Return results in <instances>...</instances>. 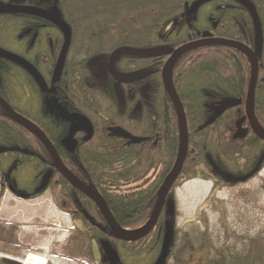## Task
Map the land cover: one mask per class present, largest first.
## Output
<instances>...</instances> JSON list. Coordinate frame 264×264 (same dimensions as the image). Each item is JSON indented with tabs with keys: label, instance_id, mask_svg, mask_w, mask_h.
I'll return each instance as SVG.
<instances>
[{
	"label": "trees",
	"instance_id": "obj_1",
	"mask_svg": "<svg viewBox=\"0 0 264 264\" xmlns=\"http://www.w3.org/2000/svg\"><path fill=\"white\" fill-rule=\"evenodd\" d=\"M250 1L256 8L262 30L253 115L258 127L264 131V0ZM11 3L56 9L72 29L71 46L77 42L83 45L84 39H92L93 43L85 44L88 49L84 56L68 59L65 66L63 79L66 75L67 83L62 85L63 91L56 94V110L62 113L65 122H68V112L83 114L82 103L86 100L125 110L128 99L119 100L114 80L106 70L108 57L114 49L133 47L168 51L156 57L124 54L116 64L121 76L146 74L143 81L150 85L153 112L150 116L146 110L136 112L126 121L136 134L151 135L149 141L118 148L110 138H101L95 143L79 139L70 152L63 145L68 123L54 126V129L43 125L53 137V145L63 164L77 180L102 196L115 221L128 230L143 226L153 212L159 187L172 168L180 144L174 107L161 81L162 67L176 48L202 38L204 33L212 38L240 42L255 51V33L249 11L239 0H0L2 32H8L9 36L17 32L19 22L49 23L37 16L11 11ZM1 60L9 66L0 64V81L8 84L7 90L0 88V97L15 108L18 65ZM171 76L183 106L188 135L185 160L168 193L173 205L174 188L187 180L201 179L214 186L232 188L256 175L264 166V140L254 134L247 121L242 125L244 135L235 136L236 122L245 113L244 101L251 78L249 58L239 50L224 46L192 48L176 60ZM141 83L123 84L122 88H133V94L139 99ZM99 87L106 90L98 92ZM224 98H237L242 103L201 128L212 114L211 107ZM126 125L128 127V123ZM27 168L33 173L25 184H20L18 173ZM85 168L88 169L83 170ZM149 172L153 182L146 185L144 178ZM0 176V197L10 186L16 197L24 200L36 199L51 188L60 198L86 212L81 216L79 226H76V216L72 217L76 226L72 234L112 237L98 207L70 186L37 139L12 122L1 108ZM174 214V210L169 212L165 204L149 234L136 241L116 242L120 263L156 264L163 258L161 264H166L169 259L173 264H187L186 257L191 250L193 252L197 238L204 234L197 228L199 234L192 235L175 228ZM168 224L172 226L169 239ZM0 229L4 230L3 226L0 225ZM0 236L4 238L1 233ZM204 245L208 246V243ZM69 254L74 257L73 247ZM204 264H264V231L217 246Z\"/></svg>",
	"mask_w": 264,
	"mask_h": 264
},
{
	"label": "flooded vegetation",
	"instance_id": "obj_2",
	"mask_svg": "<svg viewBox=\"0 0 264 264\" xmlns=\"http://www.w3.org/2000/svg\"><path fill=\"white\" fill-rule=\"evenodd\" d=\"M15 1L17 2V1H23V0H15ZM16 5L32 6L31 4H26V3H15V4L11 3L9 4L10 10L14 11L11 9V6H16ZM22 13H25V12H22ZM25 14H28V13H25ZM29 15H32V14H29ZM2 24L3 22L0 23V47L14 54H17L23 59H25L30 65H32V67L38 72V74L42 78V81H40L25 67L18 64V66L16 67L18 68V71H17L18 79H17V85L15 87V89L17 90V94H18L17 103H16L17 106H15L14 108V106L12 105V107L16 111L18 112L20 111L24 113L22 115L25 118L33 121L35 125L40 127L42 131L45 133V135L48 137V139L54 144L53 137L51 138V136L45 131V129L43 128V125L51 126V129H54L53 128L54 126L57 127L61 123H68L67 133L69 134L70 129L76 124L75 121H72L69 119V116L71 114H77V113L68 112L66 114V117L68 118L67 120L68 122H65L63 120L62 113L56 110L57 109L56 104L58 103L57 102L58 97L56 96V94L57 92L59 94L60 91H63L62 85L67 83V80H65L66 75L63 79V74L65 72L64 70H65L66 63L68 62V59L70 58L79 59L80 57H83L86 50L88 49L87 45L85 44L93 43L92 39L86 38L84 39L85 43H83V45L81 44L82 42L80 43L77 42L73 46H71L72 40L70 41V45L67 49V53L64 59V65H63L62 71L60 75L58 76V78L56 80H53L56 63H57L60 51L64 43L63 34L56 27V25H54L51 22L49 23H39L35 21H33L32 23H20L19 22L17 24V32L14 34V36H9L7 35L8 32L7 33L6 31L2 32L3 31ZM107 40H111V39H107ZM1 59L8 60L7 58L0 56V64H2L3 67L9 66V65H5ZM120 59L121 57L115 63L116 71H117L116 64L119 62ZM108 61H109V57H108ZM108 61H107L106 70L109 76L114 80V89L117 94V97L119 98L120 101H123L124 99H128V103L124 105L125 110L120 111V109L116 107L112 109L111 107L113 106L108 103L101 104V103L88 102V100L84 101L82 103L83 114L82 115L78 114V115L86 118L90 122L91 127H92V133L91 135H89V133L84 130L76 131L73 135V139L75 140V145L79 139H82L84 142H88L91 140L93 143H95L101 138H110V140H112L115 143V147H118V148L128 147L131 145H138V144H132V143L129 144L128 139H124L122 137L112 135L110 129H114L117 127L124 129L132 136L144 137L142 135L136 134L133 131V129L129 126V122L126 121V118L130 117V115H133L136 112H141L143 110H146L147 116L148 115L150 116L153 112V103L150 101L151 99L150 98V85L147 82L143 81L146 79V75L144 76V78L136 80V81L143 82L140 85V98L136 99L135 94H133V88H127V87L122 88L123 84H131V83H121L120 87H121L122 96H123V99L121 100L116 90V80L112 77V75L108 71ZM1 71L3 72L4 70H1ZM117 73L121 76V74L118 71ZM122 77H125V76H122ZM127 77H130V76H127ZM146 84L149 86L146 89V91L143 92V87L146 86ZM7 86L8 84L6 82L3 81L1 83L0 81V88L3 91L7 90ZM105 90L106 89L104 87H101V88L99 87L97 89L98 92L99 91L104 92ZM67 101L68 100H66L65 102ZM138 103H139L138 105L139 108L137 109ZM67 104L69 105V102H67ZM63 109L65 108L63 107ZM127 109L129 110V112L127 111ZM211 112L213 114L212 110ZM121 119L124 120L123 123L120 122ZM127 123H128V127L126 125ZM239 130H241L242 134L244 135V129L242 128V126L241 128H238L237 133ZM144 138L146 139L143 142L149 141L151 139V135L145 136ZM86 154L87 155L89 154L88 151ZM87 158H89V155L87 156ZM87 169L88 168H85L83 170H87ZM147 175H148L147 176L148 178L146 177L144 179L146 181V185H149L150 183L153 182V178L152 177L149 178L150 172ZM5 190H9V192L14 197L17 196V194L14 193L13 191L14 189L12 186L6 187L4 191ZM18 199L24 200L20 198ZM31 200H34V199H31ZM167 200H170L168 195H167L166 201ZM53 201L55 203L56 208L61 213H63L64 215H67L70 218L72 222V226L70 227L71 229L70 234H66L64 239H61V240H59L58 238L60 234L59 235L57 234H33L32 236H28V237L22 236V238L16 234H3L4 235L3 243L7 246L10 245L9 247L15 245L21 250L26 249L27 247H30L40 253L46 252L45 256L48 257V259H50L49 256H53V252H55L54 249L56 247H59V250H60L59 256L62 260L66 261V263L67 262L70 263L73 260H80L82 261L83 264H88V263L90 264H106V263L107 264H121L120 261L119 263H109L106 259V256L103 250V243L107 242L112 246V248L116 252H118L116 248V242H119L121 240H118L113 236L112 237L108 236L107 238H105L104 234H72V232L76 229V226H79V222L82 221L81 216L83 214L86 215V212L83 210H80L70 201L62 200L61 203H58L55 198L53 199ZM75 201L78 202V199H75ZM74 216H76V221H77L76 226L73 225L74 219L72 217ZM109 237L111 239H109ZM31 240L33 241V243L30 242ZM72 247L73 249H75L74 257H72L71 254H69V252H71ZM45 248L46 249L48 248V250L46 251ZM21 261L23 260L22 259L21 260L19 259L18 261L11 260L9 262L7 260L8 264H22ZM47 262L48 261L46 260V263Z\"/></svg>",
	"mask_w": 264,
	"mask_h": 264
},
{
	"label": "rangeland",
	"instance_id": "obj_3",
	"mask_svg": "<svg viewBox=\"0 0 264 264\" xmlns=\"http://www.w3.org/2000/svg\"><path fill=\"white\" fill-rule=\"evenodd\" d=\"M32 173L29 168L20 170V184H25ZM172 194L175 228L190 235L199 234L196 231L199 229L205 235L199 236L196 244H193V252L191 250L189 257H186L187 264H204L217 246L264 231V167L250 179L232 188L214 186L201 179H190L174 188ZM54 198L58 203L63 200L51 188L34 200H19L9 190H5L0 199V225L4 229H0V233L16 234L21 238L33 234H60L59 240L64 239L71 232L72 222L56 208ZM3 242L0 236V264L19 259L24 261L29 254L45 258L48 261L46 264H83L80 260L66 263L59 256V247L54 249L53 256L48 259L46 252L40 253L30 247L21 250ZM30 242L33 243L32 240ZM201 243H208V246H202ZM186 259L183 257V260ZM166 264H173V261L169 259Z\"/></svg>",
	"mask_w": 264,
	"mask_h": 264
},
{
	"label": "water",
	"instance_id": "obj_4",
	"mask_svg": "<svg viewBox=\"0 0 264 264\" xmlns=\"http://www.w3.org/2000/svg\"><path fill=\"white\" fill-rule=\"evenodd\" d=\"M244 7L249 11L251 18L253 20V27H254V33H255V44H256V49L255 52L252 51L248 46L237 42L233 40H227V39H222V38H212L208 35V33H204L202 38L196 40V41H190L180 47H178L176 50H174L166 63L164 64L162 71H161V79L163 86L173 104L176 117L178 120L179 124V130H180V147L179 151L176 157V160L173 164V167L171 171L167 174L165 177L164 181L159 187L158 193H157V198L155 201L154 209L153 212L147 221L146 226L141 227L143 228L140 232L138 233H131L132 230L124 229L122 228L113 218L110 210L108 209L106 202L102 198V196L94 191L92 188L84 185L82 182L77 180L66 168V166L63 164L61 161L58 153L52 146V144L49 142L45 134L34 124L30 123L29 121L25 120L22 116H20L18 113H16L13 108L5 102L3 99L0 98V108L4 111V113L14 122L19 124L20 126L24 127L26 130H28L31 134H33L44 146L46 149L47 153L49 154L56 170L63 176V178L77 191L83 193L85 196H87L90 200H92L100 209L108 227L111 230V234L113 237H115L118 240L121 241H136L147 234L154 228L157 219L163 210L165 204L168 206V211L172 212L173 211V206L171 203V200H167V195L172 187V184L175 180V178L178 176L182 164L185 160L186 157V152H187V145H188V135H187V126H186V118L185 114L183 111L182 104L179 100V97L176 93V90L173 85L172 77H171V68L175 61L178 59L180 55H182L185 51L192 49V48H197V47H202V46H224V47H229V48H234L236 50H239L243 52L247 57H249L251 65H252V76L249 82V86L247 89V94L246 98L244 101V106H245V116L240 119L238 122L237 126L238 128H241L242 122L247 119L249 122V126L251 130L254 132V134L260 138L261 140H264V131L261 130L258 125L256 124V121L253 117V106H254V91H255V85L258 77V62H257V57L260 56L261 51H262V30H261V23L259 16L257 14L256 8L254 4L250 0H239ZM14 10L25 12L28 14H32L41 18H44L46 20H49L52 22L56 27L62 32L63 37H64V43L62 46V49L60 51L57 63H56V68H55V73H54V78L53 80H56L58 76L60 75L63 65H64V59L67 53L68 46L70 44L71 40V32L70 28L67 26V24L59 17L58 13L54 10L52 12L41 9V8H36V7H25V6H17L13 7ZM125 53H130V54H138L142 56H147V57H153V56H158V55H164L167 54L168 51L165 50H160L156 48H130V47H120L115 49L110 57H109V62H108V71L110 74L114 77L116 80V90L117 93L120 97V99H123L122 96V91L120 84L121 83H130L135 80L141 79L144 77V75H134L129 78H122L120 77L115 69H114V63L121 57L122 54ZM0 56L10 59L12 61H15L16 63L22 65L25 67L28 71H30L37 79L42 81V78L38 74V72L28 63L26 62L23 58L6 51L4 49L0 48ZM147 85L143 87V92L146 91ZM241 104L240 99H232V98H225L221 102H219L216 106L211 107V110L213 111V114L209 117V119L206 121V123L202 126L205 127L211 123H213L218 116H220L224 111L231 107H235L237 105ZM139 103L137 104V109ZM69 119L72 121H75L76 124L70 129L69 136L65 139L64 143L65 146L69 151H73L74 146H75V141L73 140L72 136L74 133L78 130H84L91 135L92 133V127L90 122L83 117L78 116L77 114H72L69 116ZM112 135L122 137L124 139L129 140V144H135V143H140L142 142L145 138L141 137H136L132 136L122 128H114L110 129ZM241 130L238 131V133L235 135L236 137L242 136ZM167 238L169 239L170 234H171V228L172 226L168 224L167 226ZM103 250L106 256V259L109 263H119L120 259L117 254V252L112 248V246L105 242L103 243ZM163 258H161L156 264H160L162 262Z\"/></svg>",
	"mask_w": 264,
	"mask_h": 264
},
{
	"label": "bare ground",
	"instance_id": "obj_5",
	"mask_svg": "<svg viewBox=\"0 0 264 264\" xmlns=\"http://www.w3.org/2000/svg\"><path fill=\"white\" fill-rule=\"evenodd\" d=\"M17 6H25V7H32V6H27V5H16V6H11V9L12 10H14L13 9V7H17ZM36 8H39V7H36ZM41 9H44V8H41ZM44 10H47V11H50V12H52V11H56L57 12V10L56 9H52V10H48V9H44ZM14 11H17V10H14ZM58 13V12H57ZM58 15H59V13H58ZM59 17L61 18V16L59 15ZM41 18V17H40ZM42 19H44V18H42ZM62 19V18H61ZM46 20V19H45ZM63 20V19H62ZM48 22H50L49 20H47ZM64 21V20H63ZM65 22V21H64ZM52 23V22H51ZM66 23V22H65ZM67 24V23H66ZM67 26L70 28V26L67 24ZM70 32H71V36H72V31H71V28H70ZM71 41V40H70ZM194 41H196V40H194ZM186 44V43H185ZM70 45V44H69ZM184 45V44H183ZM182 46V45H181ZM69 47V46H68ZM202 47H204V46H202ZM1 48V47H0ZM120 48V47H119ZM130 48H133V47H130ZM2 49V48H1ZM117 49V48H116ZM139 49H141V48H139ZM157 49V48H156ZM177 49V48H176ZM175 49V50H176ZM5 50V49H4ZM115 50V49H114ZM113 50V51H114ZM161 50V49H160ZM7 51V50H6ZM112 51V52H113ZM10 52V51H9ZM111 52V53H112ZM12 53V52H11ZM111 53H110V55H111ZM14 54V53H13ZM125 54H130V53H125ZM15 55H17V54H15ZM110 55H109V57H110ZM122 55H124V54H122ZM121 55V56H122ZM134 55H138V54H134ZM261 55V54H260ZM17 56H19V55H17ZM140 56H142V55H140ZM158 56H160V55H158ZM170 56V55H169ZM181 56V55H180ZM179 56V57H180ZM247 56V55H246ZM20 57V56H19ZM144 57H147V56H144ZM153 57H156V56H153ZM178 57V58H179ZM22 58V57H21ZM169 58V57H168ZM249 58V57H248ZM257 59H258V57H257ZM9 61H11V62H14L15 64H17L18 65V63H16L15 61H12V60H10V59H8ZM25 60V59H24ZM168 60V59H167ZM166 60V61H167ZM26 61V60H25ZM118 61V60H117ZM249 61H250V59H249ZM27 62V61H26ZM109 62V61H108ZM176 62V61H175ZM257 62H258V60H257ZM116 63V62H115ZM115 63H114V69H115ZM166 63V62H165ZM164 63V64H165ZM250 64H251V62H250ZM20 65V64H19ZM174 65V64H173ZM32 66V65H31ZM164 66V65H163ZM163 68V67H162ZM172 68H173V66H172ZM172 68H171V72H172ZM116 71V70H115ZM162 71V70H161ZM116 73H117V71H116ZM118 74V73H117ZM119 75V74H118ZM136 75H146V74H136ZM120 76V75H119ZM134 76V75H133ZM251 76H252V65H251ZM113 77V76H112ZM120 77H122V76H120ZM130 77H132V76H130ZM172 77V76H171ZM114 78V77H113ZM122 78H129V77H122ZM144 78V77H143ZM142 79V78H141ZM251 79V78H250ZM139 80V79H138ZM161 81H162V79H161ZM134 82H136V80L135 81H133V82H130V83H134ZM250 82V81H249ZM257 82V81H256ZM147 85V84H146ZM147 86H149V85H147ZM248 86H249V84H248ZM256 86V85H255ZM148 88V87H147ZM248 89V88H247ZM254 93H255V91H254ZM246 94H247V92H246ZM178 95V94H177ZM179 97V96H178ZM1 99H3L2 97H0ZM246 98V97H245ZM225 99V98H224ZM232 99H237V98H232ZM4 100V99H3ZM180 100V99H179ZM223 100V99H222ZM222 100H220V101H218L214 106H216L219 102H221ZM5 101V100H4ZM6 102V101H5ZM181 102V101H180ZM172 103V102H171ZM241 103H242V101H241ZM182 104V103H181ZM173 105V104H172ZM237 106H239V105H237ZM183 107V106H182ZM236 107V106H235ZM232 108H234V107H231V108H229V109H232ZM229 109H227V110H229ZM14 110V109H13ZM226 110V111H227ZM16 113H18L20 116H22L25 120H27V121H29L30 123H32V124H34L33 122H31L30 120H28L27 118H25L22 114H20L18 111H16V110H14ZM175 111V110H174ZM184 111V110H183ZM244 111H245V106H244ZM4 112V111H3ZM225 112V111H224ZM223 112V113H224ZM222 113V114H223ZM246 113V112H245ZM245 113H244V115L243 116H241L240 118H239V121H240V119L242 118V117H244L245 116ZM5 114V113H4ZM176 114V113H175ZM221 114V115H222ZM6 115V114H5ZM72 115V114H71ZM78 115V114H77ZM220 115V116H221ZM7 116V115H6ZM78 116H80V115H78ZM220 116H218V117H220ZM8 117V116H7ZM80 117H82V116H80ZM217 117V118H218ZM253 117H254V115H253ZM9 118V117H8ZM84 118V117H83ZM186 118V117H185ZM216 118V119H217ZM10 119V118H9ZM68 119V118H67ZM11 120V119H10ZM12 121V120H11ZM178 121V120H177ZM238 121V122H239ZM245 121H247L248 122V120L247 119H245L243 122H242V124L245 122ZM12 122H14V121H12ZM238 122H237V124H238ZM15 124H17L16 122H14ZM249 123V122H248ZM212 124V123H211ZM236 124V125H237ZM17 125H19V124H17ZM35 125V124H34ZM210 125V124H209ZM20 126V125H19ZM35 126H37V125H35ZM178 126H179V124H178ZM186 126H187V124H186ZM203 126V125H202ZM201 126V128H203ZM242 126V125H241ZM20 127H22V126H20ZM38 127V126H37ZM238 127V126H237ZM23 129H25L24 127H22ZM41 131H42V129L40 128V127H38ZM120 128V127H119ZM26 130V129H25ZM124 130V129H123ZM27 132H29L28 130H26ZM43 132V131H42ZM127 132V131H126ZM30 133V132H29ZM44 133V132H43ZM70 133V132H69ZM31 134V133H30ZM45 134V133H44ZM179 134H180V130H179ZM31 135H33V134H31ZM34 136V135H33ZM46 136V135H45ZM69 136V134L64 138V140H63V145H64V147L67 149V147L65 146V143H64V141H65V139L67 138ZM35 137V136H34ZM47 137V136H46ZM136 137H138V136H136ZM36 138V137H35ZM72 138H73V136H72ZM141 138H144V137H141ZM37 139V138H36ZM47 139H48V137H47ZM146 139V138H145ZM144 139V140H145ZM49 140V139H48ZM74 140V139H73ZM143 140V141H144ZM37 141L41 144V142L37 139ZM75 141V140H74ZM142 141V142H143ZM49 142L52 144V146L54 147V145H53V143L49 140ZM141 143V142H140ZM135 144H139V143H135ZM41 146L44 148V146L41 144ZM179 147H180V144H179ZM45 149V148H44ZM54 149L56 150V148L54 147ZM187 149H188V145H187ZM68 150V149H67ZM45 151H46V149H45ZM178 151H179V149H178ZM47 152V151H46ZM57 152V151H56ZM48 154V153H47ZM177 154H178V152H177ZM186 154H187V152H186ZM49 155V154H48ZM50 157V156H49ZM176 157H177V155H176ZM263 158V157H262ZM175 160H176V158H175ZM175 162V161H174ZM174 164V163H173ZM183 165V164H182ZM172 167H173V165H172ZM264 167V166H263ZM263 167L261 168V169H263ZM172 169V168H171ZM261 169H260V171H261ZM171 171V170H170ZM181 171V170H180ZM180 173V172H179ZM0 181H1V176H0ZM71 186V185H70ZM72 187V186H71ZM92 201V200H91ZM93 202V201H92ZM94 203V202H93ZM95 204V203H94ZM96 205V204H95ZM97 206V205H96ZM98 207V206H97ZM99 209V208H98ZM100 210V209H99ZM141 229L139 228V229H136V230H133L131 233H136L137 231H140ZM21 263L22 264H45L46 263V260H45V258H43V257H39V256H36V255H31V254H29L28 256H27V259L26 260H24V261H21Z\"/></svg>",
	"mask_w": 264,
	"mask_h": 264
}]
</instances>
